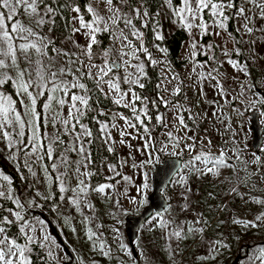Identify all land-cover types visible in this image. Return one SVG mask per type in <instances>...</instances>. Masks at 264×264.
<instances>
[{
    "label": "rangeland",
    "instance_id": "obj_1",
    "mask_svg": "<svg viewBox=\"0 0 264 264\" xmlns=\"http://www.w3.org/2000/svg\"><path fill=\"white\" fill-rule=\"evenodd\" d=\"M239 6L251 9L249 15L258 13V10L246 4L245 0H239ZM89 7L102 17L99 23L101 30L94 33L95 43L91 40L93 33L88 28H82L80 24V19L83 18L86 24H93V27H97L93 23V13L88 11ZM181 7H183L182 1L178 7L167 4L152 24L153 28L155 23L158 25L157 29H154L156 35L169 36L180 28L186 32L187 38L179 54L180 59L184 61L181 69L173 68L172 64L164 60L165 56L161 48L154 45L149 47L146 44L143 29L148 21L147 17L140 7L134 11L128 10L125 0H118L115 5H108L106 0H90L86 17L80 10L77 12L75 11L77 8H74L72 33L57 44L54 43L52 34L43 26H36V18L29 17L27 14L20 17L26 26L32 27L34 31L41 36L48 37L52 42L49 46L53 45L55 51L52 50L53 48L51 51L46 48L48 55L41 59L45 65L50 63L53 71L60 67L70 68L73 71L80 69L83 73L90 71L92 79L97 82L101 75L100 68L106 69L110 67L111 61H116L118 70H112L110 75L104 76V80H112L119 86L120 91L110 90L106 83H101L99 88L114 102L120 100L119 104L115 103L130 113L128 118L121 111H101L105 119L99 124L100 131L102 124L108 126L104 132L101 131V135L106 146L108 148L111 146L117 151L120 164L119 166L112 165L114 171H110L109 165L111 164L107 160L102 161L101 171L107 181L101 185L112 186L106 187L104 193L96 190L90 191L89 188L86 195L78 193L79 179H83L85 184L89 185V176L79 175L76 171L77 167L79 166L80 173L90 172L89 160H85L83 155L72 150L73 148L78 149L83 144L88 153L87 144L84 142L86 135L80 127L84 124L80 120L79 124L75 120L70 121L69 128L75 126L71 131L61 124L53 127L51 123H48L46 127L42 126V131L40 128L38 136L41 137V145L48 143L44 139L45 136L51 137L57 133L63 141V143L53 145L52 159L44 155L45 148L43 147L38 148L35 154L31 153L32 133L27 127L25 137L22 138L23 142H20L21 138H16L17 143L11 149L7 141L0 138V176L7 175L11 182L14 177H17L19 182H23V175L25 173L28 175L27 188L20 187V195L14 193L11 183L0 179V185L4 186L2 190L6 194H11V200L15 206L14 209H6L8 217L18 222L20 226L27 224L25 233L33 237L34 242L28 244L30 251L26 252L28 258H30L32 244H37L54 264H156L155 258L153 259L154 253L149 249L153 247L151 237L147 236L153 234L155 239L160 240L162 253L168 256L169 264H261V260L256 257L259 254V247L264 246V223L257 221L258 227L245 228L233 221L235 219L255 221L258 215L264 213V204L252 202V197L264 200V118L260 109L262 103L259 102L260 97L264 96V31L260 30L264 29V20L259 19L258 16L254 17L253 22L249 24L254 31L249 35L243 28V19L236 14L235 9H228L225 12L227 16L232 14L236 30L244 46L243 51L245 52V49L247 51L243 59L245 60L250 54V63L259 71L260 76L255 81L247 68V75H245V72L228 63L229 59L237 62L232 54L235 53L237 58L238 55L234 51L232 38L227 32V21H225V29H220L210 17V22H207L208 34L201 35L200 29L195 27L189 34L174 12ZM40 11L43 14L44 10L40 9ZM205 14L208 17L210 14L206 10L204 13L206 20ZM114 18L116 23H113ZM126 20H130L131 24H126ZM134 20L139 23H135ZM105 26H107L106 31L103 30ZM103 40L106 41L105 48L101 47ZM193 43L197 45L195 50L191 47ZM89 45H91L90 49ZM144 49H147V52ZM193 51L196 53L194 57L192 56ZM225 52L228 55H225ZM63 53L69 55H63ZM49 57L52 59L49 60ZM36 59L33 53V64L29 66L33 72L37 67ZM147 59L151 62L154 60L160 65L159 72L162 81L158 88L161 92L162 107L156 106V111H153L145 100L136 99L135 97L138 96L134 93V87L139 86L135 81L139 80L141 84L144 61ZM91 65L97 67H90ZM240 67H245V65L241 64ZM112 72L115 74L112 75ZM209 72L218 77L226 90L223 97L213 87L216 80L203 79L199 76L200 73L207 75ZM75 74L80 76L81 73L76 72ZM10 75L14 76L15 73L11 72ZM63 78L68 81L74 79L71 75ZM80 82L84 83V78ZM177 86L181 89L179 95L174 94ZM12 87L16 94L15 86L12 85ZM0 90L6 91L7 89L0 88ZM72 93L87 96V92L74 88L71 89L66 99L70 100ZM179 96H182V103L178 102ZM17 98L18 108L23 112L22 106L19 105L21 97L17 96ZM22 98L27 102L26 97ZM163 101L169 102L167 106ZM176 104L182 105L190 112L174 107L173 105ZM69 106L66 104L64 108L59 109L63 117L68 116ZM57 108L58 106L53 104V109ZM42 112L44 114L43 108ZM149 112L153 114L150 115ZM253 113L258 115L263 138L257 150L252 148L250 131V118ZM190 114L195 117L191 127L188 125ZM137 115H140V119L146 126L141 125L136 119ZM178 115L184 116L185 123L191 131L181 127L177 119ZM157 116L162 118L163 123L157 122ZM129 124L135 126L131 127ZM144 127L149 128L152 142L157 147H160V142L165 141L167 133L171 131L174 136L197 137V148L201 147L199 143L201 139L204 140V144H207V140L210 139L212 141L211 152L214 155L218 156L221 149L226 151L229 158L227 162L234 164L236 170L224 167L219 170L218 176L210 173L205 175L211 186L209 192H212V188L220 191L219 200L224 205L223 212L225 209L228 212L224 219V227L228 231L225 229L224 236L215 239L208 236L209 234L206 235V232L199 231L200 229L205 230L199 217L201 208L195 206L197 193L201 190L200 176L187 175L186 187L191 188V191L186 192L185 187L177 183L179 175L176 174L175 181L170 183V190L163 191L164 198L170 202L167 209L154 214L143 223L137 232V240L134 241V251H132L124 233L125 219L129 215H138L146 207L155 166L165 158H178L160 153L159 163L148 168H141L139 166L141 161L147 159L145 153L151 151V148L145 147V141L149 135L144 132ZM121 132L125 133L123 137H121ZM109 134L111 140L106 142ZM121 139L125 143L121 144ZM204 151L207 152L208 149L204 148ZM234 152L238 153L240 159L236 158ZM41 156L43 159H39ZM189 156L190 154L185 151L183 156L179 157L182 164ZM257 156L260 157L259 162L256 161ZM45 158L53 173L52 178L48 170L45 171L47 169ZM53 164L56 165L55 171L52 168ZM85 164L87 167H84ZM144 172H147L149 189L146 192V202L142 203L143 198L140 196L138 186L145 182ZM125 176L130 180H124ZM53 184L57 191L55 201L52 200L51 187ZM62 184L66 189L64 192L60 191ZM233 188H236L237 192H233ZM237 193L243 194V198ZM17 200L22 207H17L15 203ZM72 200H77L78 205L73 204ZM51 201L54 203L50 204ZM103 202L106 207L102 210L100 203ZM44 205L48 207L45 208ZM199 205L203 206L201 203ZM27 211H33L36 215L30 216ZM13 212H19L24 219L17 221L12 215ZM47 220H50L52 224ZM162 224H164L163 227H161ZM89 230L94 233L92 239H89ZM152 230L155 232L152 233ZM177 231L183 238L187 232H193L195 245L192 246L194 248L192 254L179 256L182 239L173 235ZM25 233H22L23 241L17 242L21 246L26 242ZM236 243L240 245L239 249L230 253V248ZM155 249L160 257L159 247L156 246Z\"/></svg>",
    "mask_w": 264,
    "mask_h": 264
},
{
    "label": "snow or ice",
    "instance_id": "obj_2",
    "mask_svg": "<svg viewBox=\"0 0 264 264\" xmlns=\"http://www.w3.org/2000/svg\"><path fill=\"white\" fill-rule=\"evenodd\" d=\"M168 2L171 3V0H168ZM106 3L108 5H112L113 0H106ZM182 3L183 7L174 10V12L179 18L180 24L189 31V34H191V30L194 27L200 29L201 35L208 34L209 25L204 19V13L206 10L210 14V17L214 19L216 27L225 29V21L229 19L225 12L228 9H235L236 14L243 19V28L249 35L254 31L252 27H249V24L253 22L254 17L258 16L259 19L264 20V0H245L246 4L252 5L258 10V13H253V15L248 14L251 9L239 6V0H182ZM44 4L45 0H0V88H3L5 84H9V82L11 85L15 86L16 95L21 97V99H19V105L22 106L24 110L23 112L19 110L18 101L13 99V96L6 94V91L0 90V138L7 141L8 147L11 149L17 143L16 138H21L20 142H23L22 138L25 137V129L27 127L32 133L30 142L31 153L35 154L38 148L43 147L45 148L44 155H46L48 159H52L53 145L63 143L60 139L59 133L51 137L45 136L44 139H46L48 143L47 145H41V137L38 136V132L41 126L46 127L48 123H51L53 127H56L57 124H61L69 131L74 130V125L69 128L70 121L75 120L77 124H79V118L84 115L85 109L89 107V99L86 95H79L76 93L71 94L70 100L66 98L69 96L71 89L74 88H78L85 93L88 92L89 89L86 87L85 83L80 82V80L84 76H87L89 79H92L93 76L90 71L88 73H83L80 69L73 71L66 67H60L53 71L50 63L47 65L43 63L41 58L48 55L45 49L48 48L49 44L52 42L48 39V37L41 36L39 33L34 31L32 27L26 26L21 21L20 17L25 14L29 17H34L36 18V26L42 27L46 22L44 16H50L54 13V9L47 6L44 8L43 14H41L40 6ZM75 11L79 12V9L77 8ZM88 11L93 13V23H95L97 27H93V24H86L83 18L80 19V24L82 28H88L90 32L93 33L91 40L92 43H95L94 33L101 30L99 28V23L102 20V17L97 15L95 10L91 7H89ZM144 15L147 16L148 13L145 12ZM197 20L199 23H195ZM113 23H116L115 18L113 19ZM125 23L131 24V21L126 20ZM103 30L106 31L107 26H105ZM260 30L264 31V29ZM216 34L219 35V33ZM229 35H231V33H229ZM156 38L158 40H162L163 36L157 34ZM191 47L195 50L197 47L196 43H193ZM90 48L91 45H89V49ZM52 50L55 51L54 46ZM144 51L147 52V49H144ZM161 51L166 50L161 49ZM234 51H236V54L239 55L238 49H234ZM33 53L37 57L35 60V65L37 67L34 72L29 67L33 64ZM224 54L228 55L227 52ZM63 55L67 56L69 54L63 53ZM195 55L196 53L193 51L192 56L194 57ZM51 59L52 58L49 57V60ZM152 63L155 64L156 61L153 60ZM228 63L234 68H238L240 71L245 72V75H247L246 66L240 67V65L232 59H229ZM90 67L97 66L91 65ZM110 71H112L111 67H107L106 69L100 68L101 75H99V78L97 79V87H99L101 83H106L110 90L119 92L120 89L117 84L113 83L112 80H104V76H107ZM213 71L217 70L213 69ZM11 72H14L15 75H10ZM76 72H80V76H76ZM66 75H71L74 79L72 81L65 80L63 77ZM199 76L203 79L216 80V84L213 85V87L218 90L222 97L224 96L226 90L217 76H213L211 72L207 75L200 73ZM135 83H137L140 88L144 87L143 84L139 83V80L135 81ZM180 91V87L177 86L174 89V94L179 95ZM61 93L62 95H58ZM22 97H26L27 102H25ZM42 97L45 99V102L43 103V116L41 112L37 110V102ZM122 98L123 97H121V99ZM135 98L140 99L139 97ZM115 102L119 104L120 100H116ZM163 102L165 106L169 103L168 101ZM227 102L228 101H226V103ZM259 102L264 104V99ZM53 104L57 105L58 108L53 109ZM66 104L70 105L68 108V116L63 117L59 109L64 108ZM173 106L181 109L182 111L190 112L189 109L184 108L182 105L176 104ZM133 110L135 111V108ZM144 115H147V113H144ZM213 115H215V113H213ZM25 117H27V119H25ZM121 118L123 119V117ZM136 119L140 121L141 125H143L144 122L140 119V115H137ZM177 119L182 128L191 131L185 123L183 115H178ZM189 119L195 121V117L191 114L189 115ZM156 120L158 123H163L160 116H157ZM126 123H128L127 120ZM129 126L134 127L135 125L129 124ZM80 127L84 130V134L86 136L91 137L92 133L88 131L84 125L81 124ZM107 127V124H102L101 131L104 132ZM113 127H115V125H113ZM9 129H12V131H9ZM144 132L149 135V138L145 141V147L151 148V151L145 153L147 159L141 161L139 165L141 168H148L156 163H159L160 153L178 158L182 157L185 151L190 154L189 158L183 162L181 169L177 173L179 175L177 183H179L181 187H185L186 192L191 191V188L186 187V177L189 174L203 176L210 173L214 176H218L221 168L230 167L233 171L236 170V166L234 164H229L227 162V159L229 158L227 157L225 150L221 149L218 156L211 152L212 141L210 139L207 140V144H204V140L201 139L199 141L201 147L197 148V137L187 135L183 137L174 136L173 133L169 131L167 133V139L160 142V147H157L156 144L152 142L148 127H144ZM124 135L125 133L121 132V137ZM77 139L79 140V136ZM108 140H111L110 134L107 136L106 142ZM113 143L115 142L113 141ZM120 143L123 144L125 141L121 139ZM204 148H207L208 151H204ZM72 150L77 151L79 154L83 155L85 160L90 161V154L86 153L83 144H81L78 149L73 148ZM108 151H113V147L109 146ZM234 155L237 159H240L238 153L234 152ZM39 159H43V156L39 157ZM256 161H260L259 156L256 157ZM65 163H67V161H65ZM201 165L203 167H201ZM209 165H211V167H209ZM84 167H87V164H85ZM52 168L53 171H55L56 165L53 164ZM109 170L114 171V167L109 165ZM45 171H47V169H45ZM76 171L81 176L92 175L90 172L80 173L79 166ZM143 175L145 182L138 186L140 196L143 198L141 201L142 203L146 202V192L149 189V184L147 183V172H144ZM0 179L7 181L9 184L11 183L7 175L0 176ZM124 180L128 181L130 178L125 176ZM3 187V185H0V197L11 199V194H6V192L2 190ZM106 187L112 186L101 185L95 190L100 193H104ZM77 188L79 194L86 195L88 185L85 184L83 179H79ZM60 191H66L63 184L61 185ZM232 191L237 192V189L233 188ZM237 194L241 195V198H243V194ZM185 199H187L186 196ZM71 202L78 205L77 200H72ZM252 202L256 204H264V200L257 197H252ZM15 203L18 208L22 207L18 200L15 201ZM12 215L15 216L17 221H22L24 219L19 212H13ZM257 221L264 223V213L258 215L255 218V221L235 219L233 222L241 224L245 228H256L259 226ZM3 222L12 223V221H8L7 217H3L2 220H0V223ZM163 226L164 224L161 225V227ZM27 227V224H22L19 231L21 233H25V228ZM199 231H203V229H200ZM88 235L89 239H92L94 233L89 230ZM173 235H175L178 239L183 238L181 237V233L179 231L174 232ZM45 239H47V237H45ZM25 241V244L21 246L17 243L15 238L10 237L5 227H0V264H30L26 252L30 251L28 244L34 242L33 237L28 236L25 233ZM49 255H51V253H49ZM256 259L261 260V264H264V246L259 247V254Z\"/></svg>",
    "mask_w": 264,
    "mask_h": 264
},
{
    "label": "trees",
    "instance_id": "obj_3",
    "mask_svg": "<svg viewBox=\"0 0 264 264\" xmlns=\"http://www.w3.org/2000/svg\"><path fill=\"white\" fill-rule=\"evenodd\" d=\"M182 0H171V3L168 0H125V6L128 10L134 11L136 9L142 10L143 14L145 12L148 13L147 23L144 26L143 32L145 34L146 44L150 47V45L157 46L161 49H165L163 51L165 58L164 60L168 61L169 64H172L173 68L181 69L184 61H182L179 57L180 50L182 48L183 43L185 42L187 35L184 29L180 28L172 32L169 36L163 35L162 40H158L156 37V32L154 29H157L156 23L154 24V28L152 24L157 19L158 14L160 11L168 4L170 6L178 7L181 4ZM118 0H113L112 5L117 4ZM90 3V0H45V4L40 6V9H43L47 6H50L54 9V13L50 16H44L45 24L43 25L44 29H46L52 37L54 38V43H59L64 37L69 36L72 33V11L74 8H78L84 16H87V7ZM140 7V8H139ZM206 16V22H210V16ZM229 19L227 20V32L228 34L231 33L232 42L234 44L235 49L239 50L238 58L235 56V53L232 54V57L237 59L239 65L244 64L246 68L249 70L250 75L256 81L258 79L259 71L257 67L250 63L251 56L250 54L243 59L245 56V52L247 53L246 49L245 52L243 51L244 46L241 41V36H239L236 25L234 22V18L232 14L228 15ZM136 23L137 21L134 20ZM139 22H137L138 24ZM139 26V25H138ZM105 40H103L102 48L106 47ZM53 45L48 46V50L51 51ZM159 64H153L149 59L144 61V70L141 77V84L144 85L143 88L139 86L134 87V93L140 98V100H145L148 105L152 108L153 111H156V106L162 107V99L160 97L161 92L159 91V85L161 84V76L159 72ZM111 74V71L108 75ZM115 73L112 72V75ZM84 83L86 87L89 89L87 92V97L89 99V107L85 109L84 115L79 118L80 122L85 125V127L92 133L91 137L85 136L84 142L87 144L88 154H90V161H89V168L91 176H89V189L90 191H94L98 188L101 184L105 183L107 179L103 175L101 171V163L103 160H107L111 165L119 166V155L116 150L111 152L108 151V146L104 143L103 137L101 135V131L99 128V124L101 121L105 119V117L101 114V111H121L122 114H126L125 116L129 118L130 113L123 107L118 106L110 97L105 95L99 87H97V82L93 79H89L87 76H84ZM82 78V80H83ZM11 86V87H9ZM3 88L7 89L6 94L13 96V99L18 101L17 95L14 92V89L9 82V84H5ZM253 92V91H252ZM179 103H182V96H179ZM178 97V98H179ZM260 99H264V96H261ZM44 98H41L37 102V110L42 112ZM261 115L264 118V104H261ZM150 115L153 114L149 112ZM149 116V114H148ZM150 118V116H149ZM99 121V123H98ZM193 124L192 120L189 119L188 125ZM146 126L145 123H143ZM42 131V126H41ZM46 162V168L48 172L51 174V178L53 177V173L51 172L50 165L47 162V159L44 160ZM1 166V165H0ZM24 181L19 182L17 177H14L11 186L14 189V193L16 195H20V187L27 188L26 184H28V175L25 173L23 175ZM173 178L172 182L175 181ZM201 181V190L198 191V197L195 202V206L201 208V213H199L200 221L202 227H205L204 231H200L201 233H205L208 236L214 237H221L225 235V227H224V219L227 212V209L224 210V205L222 201L219 200V196L221 195L220 191H217V188H212V192H209L210 185L208 180L206 179L205 175L200 176ZM172 184V183H171ZM166 188V191L170 190V186ZM52 185L51 191L53 198L52 200L55 201L57 191L54 186ZM169 200V199H168ZM224 200V199H223ZM53 201L50 204L54 203ZM171 201V200H169ZM170 203V202H168ZM202 204L201 207L199 204ZM97 206V199L95 201ZM100 208L103 210L105 209V203H100ZM47 208V205H44ZM14 209L15 206L12 203L11 199L1 198L0 197V220L3 217H7L8 221H12V223L3 222L0 223V227H5L7 229V233L10 237L15 238L17 242L23 241L22 233L19 231L20 224L15 222L14 220L10 219L7 215L6 209ZM27 213L32 216L36 215L33 211H27ZM45 217V216H44ZM48 223L52 224L50 220H47ZM146 222V221H145ZM224 227V228H223ZM227 230V229H226ZM228 231V230H227ZM152 233L155 231L152 230ZM147 236L151 237V241L153 247L149 248L153 255V259L155 258L156 264H169L168 256L162 253V244L160 240L155 239L153 234H148ZM193 236V232L189 231L186 233L185 237L182 238L180 242V249H179V256H184L187 254H192L194 248L192 247L195 245V239ZM137 240V239H136ZM158 246L160 249L161 256L159 257L156 253L155 247ZM239 244L236 243L234 247H231L229 252H233L239 249ZM242 249V248H241ZM30 264H54L52 260L48 259L46 253L39 248L37 244H32V251L30 252ZM175 264V263H170Z\"/></svg>",
    "mask_w": 264,
    "mask_h": 264
},
{
    "label": "water",
    "instance_id": "obj_4",
    "mask_svg": "<svg viewBox=\"0 0 264 264\" xmlns=\"http://www.w3.org/2000/svg\"><path fill=\"white\" fill-rule=\"evenodd\" d=\"M113 71L118 70L117 62L111 61ZM250 131L252 133V148L257 150L262 142V130L257 113L250 118ZM182 160L179 158H165L155 166L151 179V192L147 196V205L138 215H129L125 219L124 233L128 245L134 251V241L140 227L154 214L163 212L168 207L163 191L170 185L174 176L179 172Z\"/></svg>",
    "mask_w": 264,
    "mask_h": 264
}]
</instances>
